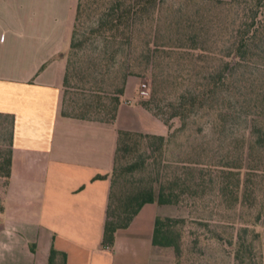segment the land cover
Returning a JSON list of instances; mask_svg holds the SVG:
<instances>
[{
	"label": "crops",
	"instance_id": "obj_1",
	"mask_svg": "<svg viewBox=\"0 0 264 264\" xmlns=\"http://www.w3.org/2000/svg\"><path fill=\"white\" fill-rule=\"evenodd\" d=\"M78 1L0 0V146L12 148L0 213L10 251L0 247V264H48L52 246L66 264H172L174 247L154 244L156 219L176 215L170 204H146L112 246L102 244L118 132L169 127L143 102H125L139 84L133 76L115 121L63 114Z\"/></svg>",
	"mask_w": 264,
	"mask_h": 264
},
{
	"label": "rangeland",
	"instance_id": "obj_2",
	"mask_svg": "<svg viewBox=\"0 0 264 264\" xmlns=\"http://www.w3.org/2000/svg\"><path fill=\"white\" fill-rule=\"evenodd\" d=\"M150 9L148 14L141 13L136 19L134 46L130 49L132 56L139 47L146 48L147 42L162 45L187 42L189 45V35L184 36L182 29L177 30L183 27L178 22L185 24L187 16L201 22L203 30L199 40L204 50L184 48L170 56L150 51L143 64L136 66L138 75L131 76L139 80L138 87L134 96L124 100H131L130 104L147 101L151 113L168 123L169 132L162 163L136 169L130 173V179L153 180L159 186L168 174L172 175L170 171L176 170L174 166L178 162L179 166L185 161L200 162L199 167H204V179L197 175L193 185L197 187V183H202L197 188L199 192H191L183 196L180 203L170 204L177 209L172 218L184 220L177 225L183 235L181 252L178 254L174 250L172 264H236L234 254L239 242L251 247V258L256 264H264V146L258 143L264 135V118L259 107L264 88V22L262 27L257 21L258 34L249 42L246 56L236 59L237 64L231 68V82L221 89L216 101L211 102L206 96L193 102L195 93L209 88L207 79L221 69L223 59L234 58L233 54L227 55L238 37L244 5L160 0ZM98 19L94 14L82 18L76 36L80 45L75 56L78 66L87 67V63L96 61L91 67L96 81L101 78L103 37L90 34V29L96 26ZM122 61V55L118 56L105 68L113 74ZM144 83L148 95L141 94ZM81 85L86 89L78 88ZM90 86L71 78L69 111L73 110L75 101H81L79 92L90 93ZM105 89L111 90V86L106 84ZM186 107L189 110L182 118L171 117L175 110L183 111ZM1 129L0 126V143ZM143 151L129 154L124 162L132 163L141 154L145 157ZM150 154L148 150L147 155ZM157 155L155 152L154 157ZM224 165H235V169H231L239 171L238 174L224 173L223 169L231 171ZM3 183L1 180L0 193ZM224 184L235 187V196L229 193L228 187L221 190Z\"/></svg>",
	"mask_w": 264,
	"mask_h": 264
},
{
	"label": "trees",
	"instance_id": "obj_3",
	"mask_svg": "<svg viewBox=\"0 0 264 264\" xmlns=\"http://www.w3.org/2000/svg\"><path fill=\"white\" fill-rule=\"evenodd\" d=\"M160 0H79L76 10V18L72 33V40L69 50L67 61L66 73L64 77L65 96L63 105V114L79 119L97 120L102 122L115 121L118 109L122 103V95L125 92V87L129 76L138 75L136 66L142 65L146 60V56L150 51L158 54L166 53L167 56L175 54V51L187 48L189 50L203 51L204 47L200 45L199 38L203 27L201 22L193 16H187L185 24L178 22L177 30L182 29V35H189L187 42H171L169 44H156L147 42L146 48L139 47V49L132 52L130 49L133 45L134 33L136 32V19L139 14H148L150 7ZM211 1L217 4L233 5L235 3H242L244 5L242 13L241 25L238 28L237 42L234 41L229 49L227 56L233 57L230 61L223 59L221 69L213 73L208 79L209 88L207 90L195 93L194 101L201 98H207L211 102H215L217 95L221 92L223 87L231 82L232 71L231 68L237 63L236 59H243L248 51L249 42L256 37L259 30L255 26L257 21L263 27L264 20V0H203ZM97 15L98 21L95 27L90 29V34H99L103 37L102 54L104 58L101 61V78L99 80L93 79L92 65L96 64L87 63V67L78 66L75 61V56L78 55V47L80 43L77 41V33L82 23V18L91 15ZM142 14V15H144ZM261 17V18H260ZM255 27V28H254ZM258 27V26H257ZM220 30H223L220 28ZM264 35V31L262 32ZM222 31L220 32V35ZM181 38H179L180 40ZM185 41V39H183ZM217 45V42H214ZM235 44V45H234ZM129 51V52H128ZM152 52V53H153ZM188 52V51H187ZM122 55L121 67L111 74L105 68L110 60L116 59ZM124 55V56H123ZM198 59H201V53H198ZM148 62V61H147ZM82 63V62H81ZM71 78H77L80 82L91 84L89 91L86 93L79 92L81 101H75L73 110L67 109L68 95L70 93ZM111 86V90L105 89V85ZM82 90L86 89L85 85L78 87ZM154 94L157 89L154 87ZM147 107V101L143 102ZM195 104V103H194ZM260 114L264 118V88L262 97L259 104ZM186 107L183 111L175 110L171 117H183L184 112L188 111ZM168 124L167 122H165ZM167 135L143 133L140 131H133L128 129H121L118 132L117 150L114 159V166L111 177V190L109 196V203L107 209V217L104 225V235L102 244L112 246L115 243L116 233L121 228L128 227L141 209L148 203L157 202L159 204H178L182 201V197L195 192L198 193V186L202 184L197 183V187L193 185L195 178L200 176L204 179V167H199L198 161L179 162L175 167L176 170L170 171L172 175L168 174L166 181L157 186L153 180L147 181H134L130 179V173L136 169H145L147 164L151 166L162 163L165 145L167 143ZM258 143L264 146V135L260 137ZM144 150L143 154L132 163L124 162L128 159L131 153H138ZM251 149V146H250ZM148 150L151 152L147 155ZM155 152L158 153L154 157ZM154 158V161L149 163V160ZM153 162V163H152ZM12 166V148L11 146L0 147V181L2 180L3 189L8 185L11 177ZM231 171H225L231 176H235V165H227ZM227 166H223L228 168ZM231 168H234L233 170ZM240 168V167H239ZM177 171V172H176ZM181 171V172H180ZM230 184H224L221 190L228 187L229 193L235 196V187ZM239 187V185L237 186ZM4 211V204L0 193V213ZM183 219H176L171 217H158L155 222L154 229V244L160 246L174 247L175 251L179 254L181 252L182 232L177 227L178 224L183 223ZM251 247L245 243L239 242V247L236 249L234 259L236 264H256L251 258ZM249 258V259H248ZM67 255L60 252L52 246L48 264H66ZM262 264V263H260Z\"/></svg>",
	"mask_w": 264,
	"mask_h": 264
},
{
	"label": "built area",
	"instance_id": "obj_4",
	"mask_svg": "<svg viewBox=\"0 0 264 264\" xmlns=\"http://www.w3.org/2000/svg\"><path fill=\"white\" fill-rule=\"evenodd\" d=\"M142 87H143V89H141V94L142 95H148V89H146L147 88V84L146 83H144L143 85H142ZM126 103H128V104H130L131 103V100H126L125 101ZM109 246H107V248H108Z\"/></svg>",
	"mask_w": 264,
	"mask_h": 264
},
{
	"label": "clouds",
	"instance_id": "obj_5",
	"mask_svg": "<svg viewBox=\"0 0 264 264\" xmlns=\"http://www.w3.org/2000/svg\"><path fill=\"white\" fill-rule=\"evenodd\" d=\"M5 234L9 235V236L11 235V233L8 232L7 230L5 231ZM0 247H2L6 251H10V248H9V246L7 244H0Z\"/></svg>",
	"mask_w": 264,
	"mask_h": 264
}]
</instances>
